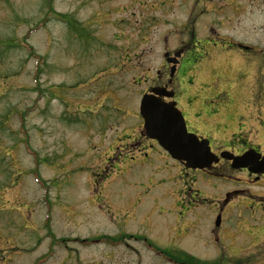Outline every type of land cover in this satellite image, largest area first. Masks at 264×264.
I'll list each match as a JSON object with an SVG mask.
<instances>
[{"label":"rangeland","instance_id":"rangeland-1","mask_svg":"<svg viewBox=\"0 0 264 264\" xmlns=\"http://www.w3.org/2000/svg\"><path fill=\"white\" fill-rule=\"evenodd\" d=\"M153 33L170 35L138 38ZM188 39L196 63L174 83L183 107L198 93L190 114L212 115L216 147L244 135L264 151V0H0V264H164L155 249L216 256L198 225L176 233L205 212L185 176L215 202L231 194L228 227L249 215L239 183L204 188L157 145L143 156L126 142L143 129V94L167 80L164 52Z\"/></svg>","mask_w":264,"mask_h":264},{"label":"flooded vegetation","instance_id":"flooded-vegetation-1","mask_svg":"<svg viewBox=\"0 0 264 264\" xmlns=\"http://www.w3.org/2000/svg\"><path fill=\"white\" fill-rule=\"evenodd\" d=\"M168 35H170V33H163L160 35H155V33H153L140 35L138 36V38L151 42V40H156V38H163V40H167ZM221 40L224 41V44L229 43L231 47H239L242 52H248V48H246L242 44H238L235 46V43L223 37ZM190 41L191 39L183 41V44L177 48V50L182 51V54L178 59V62L175 63L174 60H172V64H176L174 76H171L173 65L171 63L167 64V80L165 82L162 81V72L157 71L156 81H158V77L161 78V80L158 82H154L148 89V92H151V89L153 88L166 89L165 93H170V91H172V98L165 97V102L170 103L174 101L177 103V107L182 111L184 115L187 130L190 133L197 134L201 138L203 137L208 139L212 152L217 156L220 157L221 152L225 150L232 152L235 155H241L249 149H254L257 153H261L262 155H264V151L260 146L257 145L259 143L252 142L251 140L247 138L244 139L242 137L237 140L238 143L230 144L228 142V145H225L223 147H216L213 142V136L209 134L210 132L212 133L213 130L211 127L208 128L207 126L212 122V115H201L199 113H195L191 117L190 111L196 109L194 107V104L197 101V96L195 95L193 97V99H196V101L192 100L185 105L186 109L182 106L181 101H179L181 97L180 92L177 87H174V83L179 78V75L181 73L183 74L188 72V69H194L193 65L194 63H196V60H191V54H194V52L191 50L192 46L190 47ZM168 52L169 51L166 50L164 52V56ZM169 53V56L166 57V60L167 58L169 59L174 56L173 51ZM194 115L196 118H194ZM199 128L201 130H199ZM225 131L226 130H223V132ZM220 132L221 131L217 130V133ZM139 138L141 139H136L132 144V147L134 149H145L149 148L148 145H157L156 141L147 138L142 132L140 133ZM179 164L182 168H184L185 171L192 172L193 178L198 179L197 177H199V180L202 182V185H204V188H208L210 180L212 179L239 183V185L241 186L240 191L242 193L244 204L248 205L247 212L249 213V215H245V217H242V221L239 225H231L230 227H228L227 224L225 225V221L228 219V216H225L224 218L223 215L225 213V210L223 209L226 205H229L234 201V198L231 196V194H228L224 197L217 196L216 198L219 200H217L218 202H215L209 197V195L203 193L204 189L191 190L188 184L192 179L188 176H185V185L187 186V191L195 195V208L203 207L205 209V212L201 213L199 215V218L195 220V222L187 221L185 223L186 225L184 224L182 227L176 226V233L179 235V237H184L185 235L190 234L187 228H189L193 223L194 225H198L199 231L195 234L198 243L205 250V252L209 251V245L211 243L218 246L217 250L212 247L213 252L216 254V256L201 259L186 254V258L176 260L155 249V251L158 252L156 256L161 258L165 262L164 264H264V225L262 224L260 226L254 227V224L258 222H264V172H253L251 168L257 167L255 165H250L240 170L233 169L231 161H228L224 158H220L217 162L212 163L209 168L204 170L187 169L184 163L180 162ZM228 170L231 171L230 174L228 173ZM181 194V196L180 194L177 196V201L174 205L178 206V209L182 210L180 211V218L181 220H183L188 219L189 214L186 216V213H189L190 210L188 209L187 211H185L184 207L188 204V202L186 201V193L181 192ZM216 203H218V205ZM212 206L217 210L214 216L211 212ZM251 220H254L253 225H250ZM118 245H121V243H119ZM148 247L152 248V245L148 244ZM206 254L209 255V253ZM121 264L134 263L133 261H131L130 263L122 261Z\"/></svg>","mask_w":264,"mask_h":264},{"label":"water","instance_id":"water-1","mask_svg":"<svg viewBox=\"0 0 264 264\" xmlns=\"http://www.w3.org/2000/svg\"><path fill=\"white\" fill-rule=\"evenodd\" d=\"M176 56H179V53ZM156 94L157 96L145 95L141 102V115L145 121L147 135L158 140L173 158L187 162L190 168L204 169L216 161L217 158L211 153L208 142L200 141L195 135L187 132L184 118L175 104L162 101L164 91H157ZM222 156L233 158L227 153ZM252 163L259 165L254 171H264V158L260 160L254 151L234 158L233 166L242 168Z\"/></svg>","mask_w":264,"mask_h":264}]
</instances>
